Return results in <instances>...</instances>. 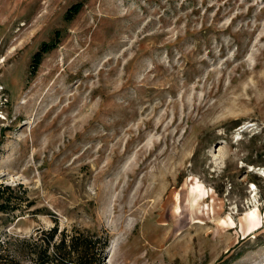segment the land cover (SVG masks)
<instances>
[{
  "label": "rangeland",
  "instance_id": "obj_1",
  "mask_svg": "<svg viewBox=\"0 0 264 264\" xmlns=\"http://www.w3.org/2000/svg\"><path fill=\"white\" fill-rule=\"evenodd\" d=\"M261 168L264 0H0V264H264Z\"/></svg>",
  "mask_w": 264,
  "mask_h": 264
},
{
  "label": "trees",
  "instance_id": "obj_2",
  "mask_svg": "<svg viewBox=\"0 0 264 264\" xmlns=\"http://www.w3.org/2000/svg\"><path fill=\"white\" fill-rule=\"evenodd\" d=\"M79 4L75 3L69 7L67 10V17L70 14L76 13L79 10ZM70 18V17H69ZM39 56V52L34 54V60H37ZM3 189L0 186V193ZM2 197L0 196V208L2 207ZM55 229H51L49 231L50 238H53ZM101 239L92 238V236L85 234V233H78V235H71L68 239L65 236H62L58 243L53 245V252L56 255H60L63 258L67 259L70 264H95L98 253L95 252V242ZM107 238H103V245L101 248L106 244ZM48 258V255H46ZM1 259V254H0Z\"/></svg>",
  "mask_w": 264,
  "mask_h": 264
},
{
  "label": "bare ground",
  "instance_id": "obj_3",
  "mask_svg": "<svg viewBox=\"0 0 264 264\" xmlns=\"http://www.w3.org/2000/svg\"><path fill=\"white\" fill-rule=\"evenodd\" d=\"M261 170H262V172H264V169L263 168H261ZM199 186L197 185L196 186V188H198ZM198 190H200V189H198ZM253 213V212H252ZM229 219V218H228ZM224 220V219H223ZM229 221V220H228ZM225 224H226V222H225ZM231 224V223H230Z\"/></svg>",
  "mask_w": 264,
  "mask_h": 264
}]
</instances>
